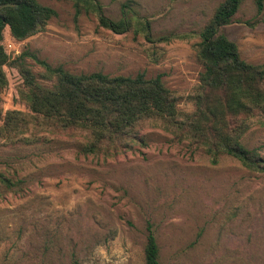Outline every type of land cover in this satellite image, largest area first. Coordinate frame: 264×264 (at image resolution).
Masks as SVG:
<instances>
[{"label": "rangeland", "instance_id": "1", "mask_svg": "<svg viewBox=\"0 0 264 264\" xmlns=\"http://www.w3.org/2000/svg\"><path fill=\"white\" fill-rule=\"evenodd\" d=\"M38 1L55 12L42 32L22 42L2 33L0 174L15 186L0 184V264H145L149 228L160 264H264V170L214 160L186 133L152 121L136 128L137 142L84 155L85 134L38 125L28 107L30 83L56 82L48 66L159 76L179 117L194 114L204 73L196 45L224 0ZM96 6L122 27L101 26ZM220 30L243 61L264 67V4L259 12L255 0H240ZM11 112L18 121L1 130ZM239 141L264 165V121Z\"/></svg>", "mask_w": 264, "mask_h": 264}, {"label": "trees", "instance_id": "2", "mask_svg": "<svg viewBox=\"0 0 264 264\" xmlns=\"http://www.w3.org/2000/svg\"><path fill=\"white\" fill-rule=\"evenodd\" d=\"M68 1L77 5L91 0ZM255 2L260 12L264 0ZM239 4L240 0H224L199 35L196 52L204 73L194 95V114L179 117L177 99L159 76L147 80L143 75L134 78L102 73L72 75L61 67L51 70L46 66L56 82L51 88L30 83L27 100L35 115L32 121L40 125L42 119L45 126L61 132L85 134L87 143L81 147L84 155L107 153L124 139L137 142L139 125L159 122L177 133H186L214 160L226 155L247 169L264 170L259 156L239 143L253 122L264 121V67L243 61L236 44L220 30L230 23ZM96 10L101 26L113 32L122 27L105 19L99 7ZM54 16L55 12L38 0H0V104L1 93L7 86L3 67L8 57L1 45L4 29L8 28L10 36L22 42L42 32ZM16 115L7 113L1 130H11L18 121ZM20 122L24 125V120ZM0 184L7 189L15 186L2 174ZM144 257L145 264H160V251L150 228Z\"/></svg>", "mask_w": 264, "mask_h": 264}]
</instances>
